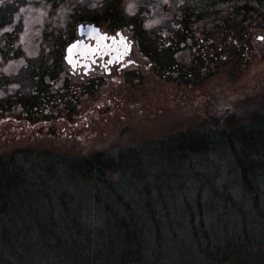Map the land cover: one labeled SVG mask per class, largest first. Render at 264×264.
<instances>
[{
    "label": "trees",
    "instance_id": "16d2710c",
    "mask_svg": "<svg viewBox=\"0 0 264 264\" xmlns=\"http://www.w3.org/2000/svg\"><path fill=\"white\" fill-rule=\"evenodd\" d=\"M251 8L264 23V0ZM194 12L183 20L185 35L191 31L194 38L190 26L198 22V35H209L210 28L201 27L205 16L193 20ZM211 12L207 5L204 14ZM233 15L241 16L237 6ZM116 21L125 25V20ZM151 50L163 74L191 82L198 77L199 55H192L191 63L177 62L175 52ZM55 78L58 74L40 73L25 88L16 76L11 92L10 80L0 75V120L13 116L12 121L29 123L48 116L53 109L62 110L56 98L69 110L68 79L56 88ZM99 83L94 80L89 91ZM260 109L225 113L208 122L199 138L183 139L181 162L193 170L182 169L171 181L167 162L150 165L134 146L88 156L28 148L0 155V264H244L246 254L264 255V107ZM191 155L195 160L188 159ZM156 166L160 168L154 170ZM151 175L167 181L164 195H154L157 190L147 186ZM152 196H158L157 208ZM166 227L170 239L160 236ZM172 240L178 241L176 248L164 250ZM236 244L246 246L238 256Z\"/></svg>",
    "mask_w": 264,
    "mask_h": 264
},
{
    "label": "rangeland",
    "instance_id": "374dc122",
    "mask_svg": "<svg viewBox=\"0 0 264 264\" xmlns=\"http://www.w3.org/2000/svg\"><path fill=\"white\" fill-rule=\"evenodd\" d=\"M185 1L187 4L181 7L180 12L184 8V14L194 10L204 15L201 27L204 30L210 28L209 35L200 37L199 22L190 26L196 35L194 39L190 38L193 44L195 41L199 43L195 53L201 61L197 80L193 82L178 80L172 73L163 74L153 63L159 57L157 53H151V49L161 47L163 43L160 40L164 24L161 0H122L119 11L137 12V18L126 17V27L123 28L137 40V46L125 66H113L108 73L96 68L87 75L82 72L72 74L76 68L70 71L64 61V49L72 41L71 29L75 30L80 22L65 18L71 11L70 7L47 5L44 0L39 3L37 0H0V32L5 33L4 52H0V75L10 80V91L16 89L17 85L13 84L16 76L20 83L24 81L23 87L28 88L40 73H49L53 77L58 74L53 86L61 88L67 78L71 93L66 100L71 99L72 102L65 112L64 100L56 98L55 104L62 110L53 109L48 116L39 115L29 123L12 121L13 116L1 119L0 155L17 148H28L88 156L94 152L114 153L134 146L132 149L139 151L150 165L169 164L167 181H171L173 176L178 177L182 169L192 172L193 168L183 167L181 162L183 155L178 148L183 139L199 138L200 133L206 132L204 128H208V122L225 113L260 111L264 107V39H261L264 37V23L251 8L257 0H231L226 5L210 4L211 0ZM107 2L85 0L73 11L82 12L83 16L89 14L90 17L85 18L87 20L94 19L95 15L108 13ZM207 5H211L213 14H204ZM233 5L237 6L241 16L233 15L236 7ZM149 8H152L150 17ZM214 9L218 11L214 12ZM230 12L233 14L229 15ZM102 18L97 21L99 26L111 29V21H103ZM44 23H52L53 29L49 28V31L57 32L62 27L64 29L61 30L68 31L66 36L64 31L57 32L55 44L58 49L50 53L43 52L41 38L39 41L35 35L43 32ZM182 54L188 59L187 51L179 49L176 53L177 57H182ZM185 67L191 69L190 66ZM96 79L99 85L89 91ZM193 157L191 155L188 159L195 160ZM151 176L147 181L149 189L157 190L154 195H164L165 178ZM176 186L172 185V189H177ZM152 198L156 205L158 196ZM176 226L179 225L174 226L177 230ZM169 229L166 227L163 229L166 233L161 232L163 239H170ZM177 244L178 241H169L164 250L174 249ZM237 247L240 249V252L236 251L237 256L246 249L243 244ZM255 255L250 258L246 254L244 264L246 261L247 264H263L264 255ZM101 259L102 256L97 261Z\"/></svg>",
    "mask_w": 264,
    "mask_h": 264
},
{
    "label": "flooded vegetation",
    "instance_id": "af4514ba",
    "mask_svg": "<svg viewBox=\"0 0 264 264\" xmlns=\"http://www.w3.org/2000/svg\"><path fill=\"white\" fill-rule=\"evenodd\" d=\"M197 1L199 0H192L193 3ZM37 2L39 3L41 2V0H37ZM44 2L47 5L53 4L56 7H59L61 4L70 7L71 11L67 13L65 18L70 21L73 20V22L75 20L76 21L80 20L77 26L80 24L82 25L91 24L98 28L99 34H94L93 36L85 35V34L78 35L76 28L77 26L75 27V30L71 29L72 41H70L68 44H70L73 41H80L81 43H83V45H86L88 49L93 52L92 61H89L87 59L89 55H86V58H83L80 55L74 56V60L76 62L77 67L75 71L71 72L72 74L76 72L77 73L82 72L83 75H87L90 72L94 71L96 68L105 71V73H108L110 71V68L113 66L116 65L125 66L127 63H129L127 59L129 58L130 53L137 46V40L133 39L132 36L127 32V30H123V28L126 27V26H122L123 23L117 22L116 20L123 22L128 16L129 17L136 16L137 18V12L129 14L119 11L118 6L122 3V0H109V2H107L106 0H98V3L107 2L111 4V5L107 4L108 13L104 15H95L94 19H90V20L85 19L90 17L89 14H84L83 16V14H81L82 12L76 13L73 11V9L77 5L82 6V4L85 3V0H44ZM216 2L217 0H211L210 3L212 4ZM185 3H186L185 0H161V8L163 10L164 24L162 25V31H161L162 34L160 40L163 41V43L161 44V48L163 47L162 48L163 50L171 54L175 52L173 54V58L175 59V61L191 63L194 57L192 55L196 54L195 50L199 46V43L198 42L196 43L195 41L193 44L190 38L191 31H189V34L187 36L185 35V32L187 33L188 31L183 28V24H184L183 20L185 19V16L190 18V14L188 15L184 14V8L182 12H180L181 7H184ZM115 7L117 8L116 11H114ZM151 13H152V8H149L148 17L152 16ZM199 16H200L199 13L196 12L191 13V18L193 20H198L197 17ZM101 17H103L102 18L103 21L105 19H109L111 21L109 26L111 29L105 27L102 28L101 26H99L100 24L97 21H99ZM135 24H137V22L136 23L134 22V25ZM43 25H45L43 32L38 35L35 34L38 40L39 38H41L40 48L43 50V52L54 50L57 46L55 44V37L58 35L57 32L64 31V34L66 36L68 35V31L66 32V30H61L64 29L63 27L61 29L58 28L57 32L51 30L49 31V28L53 29V27H51L52 23H48V24L44 23ZM62 34L63 33H61V35ZM4 35L5 33L1 31L0 52L1 51L4 52V46H3L5 42V38H3ZM179 49L188 52V59L187 57H184L183 54L182 57H177L176 53L177 51H179ZM83 62L88 63V66L84 65Z\"/></svg>",
    "mask_w": 264,
    "mask_h": 264
},
{
    "label": "water",
    "instance_id": "95a60500",
    "mask_svg": "<svg viewBox=\"0 0 264 264\" xmlns=\"http://www.w3.org/2000/svg\"><path fill=\"white\" fill-rule=\"evenodd\" d=\"M95 29V31H93ZM77 33L78 35H94V34H99L98 28L91 25V24H86V25H78L77 26ZM73 45H77V47H72ZM71 48V52H69V49ZM92 54L93 52L88 49L86 45H83L80 41H74L71 42L66 48L64 52V61L67 65L70 66L71 70L76 68V62L74 60L75 55H80L83 58H86V55H89L87 58L89 61H92ZM84 65L88 66V63L83 62ZM81 65V64H80ZM86 71V70H84Z\"/></svg>",
    "mask_w": 264,
    "mask_h": 264
},
{
    "label": "snow or ice",
    "instance_id": "6c2138e0",
    "mask_svg": "<svg viewBox=\"0 0 264 264\" xmlns=\"http://www.w3.org/2000/svg\"><path fill=\"white\" fill-rule=\"evenodd\" d=\"M93 31H95V29H93ZM261 39H264V37H262ZM72 47H77V45H73ZM69 52H71V48L69 49Z\"/></svg>",
    "mask_w": 264,
    "mask_h": 264
}]
</instances>
